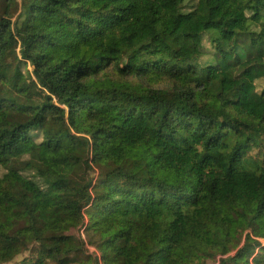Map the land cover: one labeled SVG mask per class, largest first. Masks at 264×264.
Segmentation results:
<instances>
[{
	"label": "trees",
	"instance_id": "obj_1",
	"mask_svg": "<svg viewBox=\"0 0 264 264\" xmlns=\"http://www.w3.org/2000/svg\"><path fill=\"white\" fill-rule=\"evenodd\" d=\"M255 238L264 0H0V263L264 264Z\"/></svg>",
	"mask_w": 264,
	"mask_h": 264
},
{
	"label": "rangeland",
	"instance_id": "obj_2",
	"mask_svg": "<svg viewBox=\"0 0 264 264\" xmlns=\"http://www.w3.org/2000/svg\"><path fill=\"white\" fill-rule=\"evenodd\" d=\"M22 8H19L18 9V11H17V13H16V15H15V17H14V24H16V23H20V20L22 19ZM20 14V15H19ZM16 55H19L18 54V49H16ZM28 69L30 70V67H28ZM225 174H226V176L229 178L231 175H229L228 174V172H229V167L227 166L226 167V169H225ZM248 232L250 233V234H252V228H250L249 230H248ZM256 240H257V238H255ZM235 240H238V246H240L242 243H243V241H244V235L242 234V235H240L239 237H237ZM257 241H261L262 243L264 242V238H262V239H259L258 238V240ZM256 250H258V249H256ZM30 251H31V247L28 249V250H26V251H24V252H22V253H20L19 255H17V256H15L10 262L11 263H0V264H14V263H17V262H19L20 260H22V259H24V258H26V257H28L29 256V254H30ZM233 253V252H232ZM1 260V259H0Z\"/></svg>",
	"mask_w": 264,
	"mask_h": 264
}]
</instances>
